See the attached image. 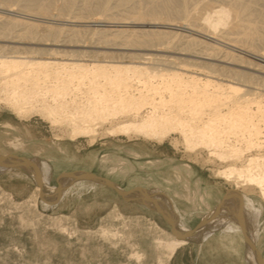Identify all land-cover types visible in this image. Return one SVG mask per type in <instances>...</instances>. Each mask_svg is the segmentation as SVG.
<instances>
[{
    "label": "bare ground",
    "instance_id": "bare-ground-1",
    "mask_svg": "<svg viewBox=\"0 0 264 264\" xmlns=\"http://www.w3.org/2000/svg\"><path fill=\"white\" fill-rule=\"evenodd\" d=\"M14 5L27 10L26 13H35L33 15L66 18L69 13L68 17L73 14V19L86 16L94 26L102 25V28L95 30L98 37L90 39V43L88 41L90 47L95 49L93 54H88L83 49L68 47L64 51L65 49L58 48H80L85 44L80 42L82 40L73 38L76 28L61 29L56 36L36 33L35 30L39 27L36 20H21L23 16L20 14H24V10L17 13L13 9ZM216 7L222 10L221 20L211 27L203 25V17ZM200 9L204 10V16L196 21L193 16ZM0 12L10 14L11 17V14L22 16L19 19V16L9 18L0 15L2 25L6 23L28 29V32H8L4 30L5 26L0 29V103L9 107L14 114L22 118L39 116L50 126L66 130L71 140L78 137L93 139L99 130L110 135L142 137L159 143L171 137L174 145L181 143L188 152L205 150L210 158L225 163L215 170L216 175L233 181L236 186L254 188L264 198V148L259 141L260 135L264 140L263 101L258 100L257 96L255 100V97L252 99L238 94V84L236 86L233 82L224 84L219 83L220 80L214 81L213 75L217 73L212 75V80L210 71L204 70L201 65L227 69L233 76L245 69L259 72H263V69L260 62L255 60H245V63L237 61L238 58L226 61L225 55L215 51L212 46L201 43L203 40L199 38L201 33H211L222 41L245 42L248 43V46L245 44V49L250 54L254 53V43L258 41L261 43L260 53L264 57V0H0ZM125 19H130L127 21L131 24L134 21L141 22L142 26H150V32L147 33L146 28L133 29L131 26L118 28L122 24L111 23ZM166 23V30L153 28ZM43 27L48 31L51 29L44 23ZM109 31L120 34V38L106 36ZM164 37H170L166 41H169V45L165 48L160 46L165 44L162 43V40L165 42ZM192 43L200 44L202 48H195L193 44L194 48L186 52L185 47L189 44L192 47ZM117 54L127 59H119ZM182 54L187 59L186 64L180 62L178 55ZM83 56L91 58L87 61ZM149 62L161 63L167 65L166 68L174 67L179 71L169 70L170 68L167 70L165 67L156 69L155 66L150 67ZM243 75L245 74L239 76ZM250 85L245 83L244 87L251 88ZM251 102L254 105H250ZM9 144L13 143L9 141ZM0 156L19 157L13 153ZM29 159L37 170L44 193L51 198V187L46 181L51 166L43 158ZM10 168L15 167L0 166V171ZM33 171L26 173L16 168V172L22 177L30 175L35 182ZM148 173L154 180L159 179L158 170L152 169ZM69 179L89 180L61 177L60 195ZM34 186L32 196L35 198L40 186L36 182ZM57 188L56 185L54 193ZM139 189L135 194L139 193ZM145 190L152 195L157 206L172 217L175 216L177 230L184 232L191 229L184 224L173 201L165 196L163 190L158 187L144 188ZM226 190L238 197L224 200L217 214L208 216L204 225L191 235V239L201 240L218 227L222 228V232L238 231L247 258L252 264H258L254 251L244 242L237 213L241 214L246 232L258 251L255 225L252 226L249 222L241 196L235 190ZM157 192L162 193L165 199L156 195ZM244 198L248 200L247 197ZM59 199L60 196L58 201ZM40 202L46 208L52 205L42 200ZM231 220L233 225H227ZM185 243L187 240L178 237L156 241L158 246L163 247L166 259H169L177 246ZM262 261L264 264L263 258Z\"/></svg>",
    "mask_w": 264,
    "mask_h": 264
},
{
    "label": "rangeland",
    "instance_id": "rangeland-1",
    "mask_svg": "<svg viewBox=\"0 0 264 264\" xmlns=\"http://www.w3.org/2000/svg\"><path fill=\"white\" fill-rule=\"evenodd\" d=\"M15 5L13 9L17 13L24 10V14H20L23 17L16 14H11V17L5 12V15L0 12V15L9 16V18L19 16V19L23 18L21 20L30 19L32 21L31 19H35L36 22L33 21L39 25L36 30L34 29L35 32H44L45 35L56 36L66 27L76 28L73 38L82 40L80 42L85 44L84 48L82 46L80 48L59 46L58 48L65 49L64 51H67L68 47L69 49H83V51H87L86 53L93 54L95 49L90 47V39L98 37L96 31L102 28V25L94 26L86 16H80L77 20L73 19V14L68 17L69 13L66 18L33 15L35 13L29 11L26 13L27 10L20 9ZM198 11L193 16L196 21L201 20L204 16L203 9ZM221 13L220 8L212 9L203 17V25L211 27L219 22ZM117 18L119 17L117 16ZM42 20L44 21L41 22ZM127 20L130 19L111 23L122 24L117 26L118 28L131 26L133 29L146 28V32H150L148 31L150 26H142L141 22L135 23L134 21L131 24ZM43 23L50 26V31L43 27ZM160 25L153 28L168 29L165 27L168 26V23ZM1 26H5L4 30L6 29L8 32H22V30L28 32V29L24 28V30L22 26L6 25V23L2 25L1 23L0 29H2ZM104 27L111 29L114 26ZM55 31H59V33L55 34ZM115 34L116 32L109 31L106 36L114 38L120 35ZM213 35L201 33V36L198 37L204 41L201 43L210 45L215 51L225 55L226 61L241 58L237 61L245 63L255 60L260 62L263 72L245 69L239 73V75H245L240 77L239 75L233 76L234 74H230L231 72L227 69H224L225 71L220 70L219 67L216 69L215 66L208 68L207 65L202 64L201 68L210 71L212 80L214 78V81L219 82L218 80H220L219 83L224 84L233 82L236 86L239 85L238 94L241 93L252 99L255 97V100L259 98L258 100L263 101L264 104V57L261 55L260 42L254 43L256 45L254 53L250 54L245 49L248 43L244 42L243 44L239 41L230 43L219 40L220 38ZM168 38L170 37L167 39L164 37L165 42L162 40V43L165 44L160 45L161 47L165 48L166 45H169V41L166 42L170 40ZM193 44L195 48H202L200 44L201 47L192 43V47L190 44L187 45L185 51L189 52L191 48L193 49ZM90 48L91 50H89ZM178 56L180 62L186 64L187 59L183 54ZM83 57L88 59H84V61H89L91 58V56ZM116 57L127 59L122 55ZM150 63L152 62L148 63L150 67L155 66L156 69L168 67L161 63V66ZM169 68L166 69L178 70L174 67ZM223 72L226 73L223 74ZM214 73L217 74L213 75ZM245 83H248L251 88L246 86L245 88ZM250 105H254V102H251ZM99 131L93 136V139L78 137L71 140L66 130L61 127H52L47 121L36 115L19 117L9 107L0 103V154L13 153L17 156L37 157L46 160L51 166L50 175L46 180L51 187V192H49L51 195L55 194L56 176L62 171L72 170L93 172L110 178L124 189L158 187L163 190L165 196L173 201L184 224L192 228L203 215L220 202L222 197L219 196L223 195L226 189H232L241 196L249 222L252 226L255 225V231L258 232V251L261 258L264 259V198H261L254 188L245 185L236 186L233 181L216 175L215 170L225 163L210 158L205 150L188 152L181 143L174 145L171 137L159 143L142 137L110 135L104 130ZM262 138L263 136L260 135L259 141L264 148ZM9 141L13 144H9ZM152 169L158 170L159 179L157 181L148 173ZM31 178L30 175L22 177L16 172V168L0 171V264H167L168 259L163 254L164 249L158 246L156 241L158 239L161 241L173 239L176 236L171 233L170 225L158 212L139 202L121 197L107 185L93 180L71 179L66 184L59 201L46 208L41 204L38 193L35 198L32 196L35 191V182ZM166 183L174 185L166 186ZM206 187H209V192L205 193ZM168 189L171 192H168ZM158 193L156 195L165 199L162 193ZM244 197H247L248 200H245ZM172 198H176V200ZM227 225H233L232 220ZM221 230V227L215 228L209 235V240L219 239L222 234ZM229 243L232 244L233 254H229L227 250H224L226 247H222L214 255H209V258H213L216 264H252L247 258L245 246L239 238L237 242L230 241ZM213 245L215 248L217 247V245Z\"/></svg>",
    "mask_w": 264,
    "mask_h": 264
},
{
    "label": "water",
    "instance_id": "water-1",
    "mask_svg": "<svg viewBox=\"0 0 264 264\" xmlns=\"http://www.w3.org/2000/svg\"><path fill=\"white\" fill-rule=\"evenodd\" d=\"M14 157L12 158L11 156H0V166L6 167V168L7 167H15V168H18V169L26 172V173H30V171L34 170L33 172L35 174V177H34L35 182L40 186L38 196L44 202H47L49 204H55L58 201V198H59L60 192H61L60 178L63 176H69V177H72L73 179H89V180L98 181V182H101V183L113 188L116 191V193H118L123 198H126L127 200H131V201L139 202V203L155 210L159 214H161L163 219L166 220V222H168V224L170 225V231L172 232V234H174L178 238H184L187 241H192L191 235H193L194 232H196L198 230V228H200L201 226L204 225V223L208 219L207 218L208 216L217 214V212L219 210V206L222 204V202L224 200L229 199V198L231 199L232 197H238V196H236L235 193L230 192L229 190H225L220 202H218V204L214 208V210H212L209 214H206L204 217H202L194 227H192L191 229L186 230L184 232H181V231L176 229L175 219H174L175 216L172 217L171 214H167L162 207L157 206L156 201L154 200L152 195L150 193H148L146 190L144 191V188L139 189L138 187H134V188H130V189L125 190V189L121 188L120 186L116 185V183L113 180H111L110 178L95 174L93 172H86L85 171L82 173H75L73 171H62L55 178L56 182H57V186H58L57 192L53 196H51V198H48V195H46L43 191V188H42V185L40 182V177L37 173V170L33 166L29 157H26V156H19L16 158H14ZM138 189H139V193L135 194V191ZM238 201L240 203L239 198H238ZM236 217H237V221L240 225L245 244H247L254 251V253L256 255L257 263L263 264V261H262V258L260 256L259 252L256 250L252 240L250 239V237L248 236V234L246 232L245 224H244V221H243L241 214L238 212Z\"/></svg>",
    "mask_w": 264,
    "mask_h": 264
},
{
    "label": "crops",
    "instance_id": "crops-1",
    "mask_svg": "<svg viewBox=\"0 0 264 264\" xmlns=\"http://www.w3.org/2000/svg\"><path fill=\"white\" fill-rule=\"evenodd\" d=\"M165 185L173 186L174 184L166 183ZM204 191L205 193L209 192V187H206ZM168 192L171 191L168 189ZM221 195L219 196L220 198L222 197ZM172 199L176 200V198ZM221 233L222 234H220L219 239H213L210 241L209 236H207L201 240L187 241V243L177 246L176 249L173 251L172 255L167 260V264H216L214 263L213 258H209V255H214L215 252L218 251V249H221L222 247H226V249H223L227 250L229 254H233V247L232 244L229 243L230 241L232 243L233 241L237 242L239 238L244 246L239 232L234 233L221 231ZM213 244L217 245V247L215 248Z\"/></svg>",
    "mask_w": 264,
    "mask_h": 264
}]
</instances>
